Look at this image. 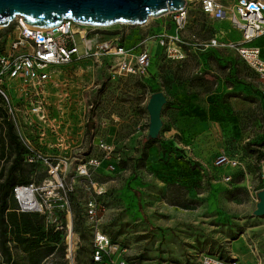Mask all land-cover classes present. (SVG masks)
Returning <instances> with one entry per match:
<instances>
[{"label":"rangeland","instance_id":"1","mask_svg":"<svg viewBox=\"0 0 264 264\" xmlns=\"http://www.w3.org/2000/svg\"><path fill=\"white\" fill-rule=\"evenodd\" d=\"M189 10L178 32L189 44L175 56L167 52V35L176 32L169 17L94 26L102 39L123 41L125 48L146 43L152 67L127 78L115 77L103 61L62 67L44 87V99L24 102L31 109L43 102L47 114V123H34L25 140L0 100V209L13 167L16 181L46 188L42 197L52 209L24 214L36 230L26 234L21 214L15 213L13 225L15 202L7 197L0 264H90L98 230L119 244L117 257L128 264H195L189 258L215 250L238 264H264V216L254 215L256 194L264 188V81L231 47L205 46L216 36L238 43L240 32L206 17L194 3ZM1 28L5 48L16 25ZM156 91L167 102L159 137L148 147L147 104ZM214 114L215 134L196 132ZM8 124L25 149L20 155L7 138ZM208 137H214L215 153L205 160ZM221 154L238 156L245 166L231 184L218 177L226 167L214 173L204 168ZM84 165L87 176L80 174ZM55 220L63 230H56ZM66 225L78 244L72 261L65 256Z\"/></svg>","mask_w":264,"mask_h":264},{"label":"built area","instance_id":"2","mask_svg":"<svg viewBox=\"0 0 264 264\" xmlns=\"http://www.w3.org/2000/svg\"><path fill=\"white\" fill-rule=\"evenodd\" d=\"M186 2L184 9L169 12L164 16L170 18V23L176 30L175 34L167 35L168 54L175 56L176 52L180 53L182 47L189 44L186 38L178 35V32L184 29L189 18L190 5L194 3L206 17L214 22L227 23L241 33V40L238 43L228 44L216 36L205 44L206 48L231 47L264 81L261 49L254 45L257 39L264 36V1L186 0ZM12 23L16 25L15 37L13 39L9 37L5 48L1 44L4 40L1 41L3 34L0 27V100L5 103L7 118L12 120L22 140H25V131L34 123H47L43 102L32 105V109L28 107L29 105H23L24 102L28 98L32 101L44 99V87L57 71L56 74L61 75L62 67L87 59L95 60L99 64L103 61L107 63V69L119 78L144 75L152 67L154 56L146 43H140L139 48H125L123 41L104 40L95 32L96 29L86 28L92 26L78 24L70 19H65L57 26L43 29L26 26L21 17H17ZM77 38L82 45V51L78 48ZM161 44L164 45L163 42ZM26 141L29 143L27 138ZM95 163L97 164V161L91 162ZM221 167H226L218 174L223 184L233 183L237 173L245 171V166L238 156L226 154L218 155L211 163L204 165L208 173H214ZM80 174L88 175L86 165L82 166ZM262 179L264 181V167ZM60 185L63 187L61 183ZM44 190L46 188H40L34 183L16 186L12 191V197L17 205V212L51 214L52 209L47 207V201L42 197ZM255 201L258 202L257 194ZM88 213L92 218L96 217V208L93 204L89 205ZM55 224L57 231L64 229L58 224V220H55ZM65 231V256L68 261H72L78 244L72 227L66 225ZM91 247L90 264H128L117 257L121 254L119 244L99 230L93 235ZM189 260L195 264H238L237 261L226 258L220 250L194 255Z\"/></svg>","mask_w":264,"mask_h":264},{"label":"water","instance_id":"3","mask_svg":"<svg viewBox=\"0 0 264 264\" xmlns=\"http://www.w3.org/2000/svg\"><path fill=\"white\" fill-rule=\"evenodd\" d=\"M186 5V0H0V27L11 24L17 17H21L26 26L37 29L57 26L65 19L97 27L142 25L151 17H164L169 12L184 9ZM166 102L162 91L154 92L149 98V140L159 137ZM257 198L254 215L263 217L264 189L257 192Z\"/></svg>","mask_w":264,"mask_h":264},{"label":"trees","instance_id":"4","mask_svg":"<svg viewBox=\"0 0 264 264\" xmlns=\"http://www.w3.org/2000/svg\"><path fill=\"white\" fill-rule=\"evenodd\" d=\"M6 133H7V138L9 140V143H10L11 147L16 149V152L18 153V155L24 153L25 152V149L21 145V143L19 142L18 137L15 134V132L13 130V126L11 124H8ZM145 142L149 143L148 147H150L151 146L150 143L152 142V140H149V139L146 138L145 139ZM13 171H14V167H13V169H11V172H10L8 178L5 180V182L3 184V186L5 188V191H4V194L2 195V198L3 199H2V206H1V209H0L1 215H3L4 212L7 210V206H8L7 197L9 195L12 197V191H13V189L16 186H19V185H27V184H30L26 180L16 181L15 178H14ZM12 213H14V214H11L10 215L11 216V221H12L13 225H15V216L17 215L15 213H18L17 212V205H16V203H15V211L12 212ZM19 214L22 215L21 218L23 219L22 220L23 221V224H24V226L27 229L25 233L26 234H32V235H34L33 233H35L36 230L33 229L32 225L25 220V218H24L23 215L24 214H35V215H37L38 213H19ZM41 236H43V235H41ZM27 241H29V240H27Z\"/></svg>","mask_w":264,"mask_h":264},{"label":"crops","instance_id":"5","mask_svg":"<svg viewBox=\"0 0 264 264\" xmlns=\"http://www.w3.org/2000/svg\"><path fill=\"white\" fill-rule=\"evenodd\" d=\"M254 45H256L257 47L261 49V57L264 60V36L257 39L254 42ZM211 118H212L211 121L213 122H210L209 125L206 122H201L200 124H198V128L196 132L198 133H212L213 132L215 134V128H216L215 127V114L212 115ZM212 124H213V128H212ZM214 137H208V140H210V141H207L208 146L206 149L202 150L203 152H201V157L204 158L205 160H208L215 153V141H213Z\"/></svg>","mask_w":264,"mask_h":264},{"label":"bare ground","instance_id":"6","mask_svg":"<svg viewBox=\"0 0 264 264\" xmlns=\"http://www.w3.org/2000/svg\"><path fill=\"white\" fill-rule=\"evenodd\" d=\"M149 19H153V17L149 18ZM157 20V19H156ZM86 28H92V29H96L94 26L92 27H86Z\"/></svg>","mask_w":264,"mask_h":264}]
</instances>
